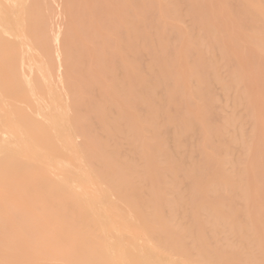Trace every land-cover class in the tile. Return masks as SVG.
I'll list each match as a JSON object with an SVG mask.
<instances>
[{
    "label": "bare ground",
    "instance_id": "bare-ground-1",
    "mask_svg": "<svg viewBox=\"0 0 264 264\" xmlns=\"http://www.w3.org/2000/svg\"><path fill=\"white\" fill-rule=\"evenodd\" d=\"M52 1L0 0V264H264V139L235 157L214 111L264 0H61L62 35Z\"/></svg>",
    "mask_w": 264,
    "mask_h": 264
},
{
    "label": "rangeland",
    "instance_id": "rangeland-1",
    "mask_svg": "<svg viewBox=\"0 0 264 264\" xmlns=\"http://www.w3.org/2000/svg\"><path fill=\"white\" fill-rule=\"evenodd\" d=\"M209 2L211 4V7L214 8L215 11H218L217 8L219 6V3H217V1L215 2V0H209ZM232 2H234L235 6L232 5ZM229 3H231V5L233 6V8L238 7L237 6L238 0H235V1L234 0H231L230 1L229 0ZM52 8H53V15L52 16H53L54 20H56V22H54L53 25H55V29H56V26H58L57 27V29H58L59 28V25L61 23V26H62L61 27V35H62V33H63L62 31L64 30V24H63L64 22L63 21H64V17H65V15H64V6L62 4V1L61 0H53L52 1ZM184 21H185V23H184ZM184 21H183V23L182 22L181 23L179 22L177 26H179L185 32L187 30V27L188 26L189 27L191 26V24H192V18L190 16H186L185 19H184ZM188 22H189V24H188ZM223 30H222V33L223 34H225V33L227 34L229 32L226 29H223ZM241 35L238 34V35H234L232 37V50L230 52V55H231V58L232 59L231 58L230 59L232 61V64L233 65H236L238 67L239 72L244 73L243 62H242V59H240V58H241V56H243V54H245V51L247 49L246 48L247 47V42L242 41L246 37L243 35L245 37L244 38ZM235 36L236 37L238 36L240 40L238 38H235ZM17 41L20 42L21 39L18 38ZM243 42H245V43H243ZM55 46L57 47V44H55ZM56 52L57 53H55V59H56L57 64L59 65V62H58V59H59L58 58L59 57L58 56V51L56 50ZM237 55L238 56L240 55L239 56L240 57L239 59L237 58ZM222 66H224V67L221 68L222 69L221 72H223L224 74L227 75V73H228L227 71L229 70V65L226 64V62H225V65L223 64ZM245 76H246L247 80H241L240 77H239L240 80L238 79V82L239 83H237V84H235L237 82V80H236L235 83H234V81H231L230 80L229 82H231V84L228 83L227 86H223L222 84H219V83H217L216 85H214V94H215V98H216L215 99L216 100V103H215L214 111H215V113L217 115V120H218L217 121L218 122L217 124H218L219 128H221V127L223 128L224 127V131L221 129V132L223 131V132H225V134L228 133L227 135H224L223 132H222V136H224V137H222L223 138L222 141L226 145L225 151L228 149L227 151L228 152H230V151L233 152L234 154H232L231 152L230 153L232 155H234L235 157H240L241 154L244 155L243 153L246 152V151L245 152L244 151L242 152V150H243V146L242 145L243 144L238 139V137H240L241 134L244 135V133H245V136L246 137H244L243 135L242 136L244 137V139H246L247 141H249V145L250 146L253 145V140H255V138H254L255 135L256 136L259 135L258 137H263V139H264V69H257V71H256V69L250 70V71H248V76L247 75H245ZM254 80H255V83H254ZM228 85H230V86H228ZM226 87H231V88L230 89L229 88L226 89ZM224 89L226 91H224ZM241 93H242V95H239ZM243 95H244V102L239 103V102H241V100L240 101H237V98L239 96L242 97ZM237 115H238V117H236ZM258 115H259V117H258ZM229 117H232V119H230ZM235 120H236V122H235L236 123V126H235V124L233 122H231L232 124L230 123V121H235ZM224 122L228 123L229 126H228V124H225ZM222 123H224V124H222ZM230 124H231V126L234 125L236 128L235 127H231ZM238 126H239V128H237ZM240 127L243 128V132L241 131L242 128H240ZM237 129H239L241 131V134H240L239 130H237ZM232 134L234 135V137L236 136L235 139H237V141L239 140V142H241V143H239V142L237 143L236 142V144H235V142H231L233 140L232 139L233 138V135ZM227 136H228V138L230 137V139H228ZM235 139L233 141H235ZM191 140H192V142H194V143L196 142L197 143L199 141V136L196 135V134H193ZM237 144H239L238 145L239 149L237 147ZM229 146L230 147L232 146L231 149H230ZM225 151H222V152H220L218 154V157H219L218 159H220L221 161H224L225 159H227L226 161H228V163H229L231 161H229L228 152H226V154H224ZM262 154L264 155V148L262 150ZM245 156H246V154H245ZM247 157L249 158V155H247ZM247 157L242 158V156H241L240 158L242 160L243 159L247 160ZM232 162L234 163L235 161H232ZM230 164L229 165L228 164L225 165L227 171H228V168L230 167ZM237 165L238 166L241 165V166L238 167ZM237 165H236L237 168H241V167L243 168L244 163L242 162L241 164H237ZM232 169H233V167H231L230 171ZM255 184H256L257 188H259V186H260L259 184L260 183L258 181H255ZM263 192H264V190H263ZM229 226L230 225L228 223H226V230H227L226 233L229 231V234H228L229 238L226 237L227 234L224 233L225 232L224 231L225 230V227H224V230L219 229V228L216 229V232L217 233L221 232L220 230H222L223 231L222 232L223 235L219 236L220 234H217L216 233V235L214 236L215 239L214 240H211V241H213L214 244H217L218 241H219V239L221 238V240L218 243V244H220L221 242H223L226 239L227 240H230L231 237H232V240L231 241H233V239L235 238V242L238 239L237 242L239 243V241L241 240V243H242V238L240 237L241 234H239V233L237 234V232H235L233 229H231V227H230V230H229ZM234 232H235V234H234ZM230 233L232 234V236H231ZM237 236H239V237H237ZM217 239H218V241H217ZM216 241H217V243H216ZM213 242H212V244H213ZM233 243H234V241H233ZM222 244H220V245H222ZM234 244L236 245V248H238L237 243H234ZM241 245H239V246H241Z\"/></svg>",
    "mask_w": 264,
    "mask_h": 264
}]
</instances>
